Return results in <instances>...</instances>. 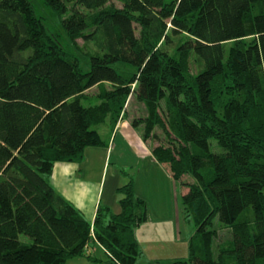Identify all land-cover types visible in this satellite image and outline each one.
I'll list each match as a JSON object with an SVG mask.
<instances>
[{
    "label": "trees",
    "instance_id": "16d2710c",
    "mask_svg": "<svg viewBox=\"0 0 264 264\" xmlns=\"http://www.w3.org/2000/svg\"><path fill=\"white\" fill-rule=\"evenodd\" d=\"M41 1L73 47L99 35L100 53L84 72L29 0H0V264H135V229L150 216L132 179L117 189L120 211L98 205L91 223L49 183L56 163L108 146L96 127L114 131L129 97L145 107L144 140L165 134L153 159L174 181L193 180L182 203L195 232L172 264H264V229L254 238L242 220L250 209L264 223V0ZM214 219L232 235L217 257Z\"/></svg>",
    "mask_w": 264,
    "mask_h": 264
},
{
    "label": "rangeland",
    "instance_id": "374dc122",
    "mask_svg": "<svg viewBox=\"0 0 264 264\" xmlns=\"http://www.w3.org/2000/svg\"><path fill=\"white\" fill-rule=\"evenodd\" d=\"M29 1L32 4L36 14L41 18L43 27L46 29V31L57 38L58 43L63 51H65L72 61L79 65L81 70L84 72L88 71V61L90 55L100 53V36L96 35L93 40L87 42L78 40L76 42V46L73 47L68 42L60 26V19L48 7H46L41 0ZM115 5L120 6L118 2L115 3ZM251 39L252 36L245 38L247 41ZM177 41V39H174L173 45L166 48L169 53L174 52ZM231 45L232 42L226 43V49L230 48ZM189 67L190 77H194L198 71L201 70L202 65L193 55H191L189 59ZM118 70L119 72L126 74H129L133 71L127 66H121ZM104 87L106 89L109 88L108 85H105ZM86 97L89 99L90 103H98V87L87 91ZM161 107L164 111V102L161 103ZM123 111L124 114L122 113V118L128 119L131 121V123L133 120H137L141 123L132 128L133 136L125 134L126 132H122V130H118V132L116 131V133L113 134L114 131H112L106 124L96 127L100 136H102V138H105L106 136V141L108 145L111 146V165H109L108 171L110 173L113 169L115 173L114 177L110 176V174L105 175L106 171L103 173V178L105 175L107 179L104 187V196H106L107 183L115 179V177L116 181L120 182V187L125 185L129 179H132L134 182V188L136 186L137 194H141V196L145 198L146 204L149 208V216L153 217L154 210L158 209L164 201L165 207L169 203L168 199L171 202V198H173L174 205H176L175 218L177 219V222H179L180 225H182L183 228H185L187 232L189 231L193 236L195 232V226L191 219V215L182 203V196L188 192L187 185L193 182L192 178L187 175L184 176L180 181L175 182V186L173 188L169 187L168 185L165 186V184L162 182V180H164L162 178V174L157 173L159 169L158 163L153 159L151 154V150L153 148L166 142L165 134L161 129L155 128L153 132H150V137L144 140V126L142 123L147 117V113L145 111L144 105L139 103L135 98L129 97L127 99ZM154 135L157 136V139L155 140L153 138ZM217 151L219 150L215 149V152ZM94 173L95 178L98 176V178L101 179L102 172L98 173V171H94ZM165 187H167V190ZM114 194L117 196L119 206V199L121 196L117 190ZM242 220L244 221L243 223L247 225L250 235L254 238L257 237L260 231L264 229V223L258 222L250 209L246 211ZM208 229L210 233L213 231L215 232V234L212 233L215 235V237L212 236L210 238L212 240L210 242L209 249L211 250L213 257H217L220 250H224L229 247V243L232 239L231 231L228 229V227L220 224L217 219L212 221L211 226ZM19 240L23 245H28L31 243V240L25 236H20Z\"/></svg>",
    "mask_w": 264,
    "mask_h": 264
},
{
    "label": "crops",
    "instance_id": "0c3cea01",
    "mask_svg": "<svg viewBox=\"0 0 264 264\" xmlns=\"http://www.w3.org/2000/svg\"><path fill=\"white\" fill-rule=\"evenodd\" d=\"M132 128L131 121L121 117L113 134L116 131L118 132V130H122V132H126L125 134L133 136ZM102 139L106 141V136ZM111 155L112 149L110 145L89 147L85 149L81 163H56L49 177V183L55 192L65 201L72 204L90 223L94 220L98 205L107 206L114 213L120 211L118 199L114 193H116L121 184L116 181V177L107 183L106 196H104V187L107 182L105 175L110 174L112 177L115 175L113 169L110 173L108 171L109 165H111ZM158 167L157 173L162 174L163 184L173 188L177 181H174L160 164H158ZM94 171L102 172L101 179L98 176L95 178ZM104 171L106 173L103 178ZM165 189L167 190V187ZM134 190L137 194L136 186ZM139 195L140 198L145 200L141 194ZM168 201V205L164 207V201L158 209L153 211L154 215L153 217L150 216L148 222L141 224L135 229V236L141 250V255L135 264H172L173 261L179 258H186L188 242L192 235L177 222L174 199L171 198V202L169 199ZM95 254L101 259L104 258L100 248L96 249ZM65 264L106 263L92 262L85 257H75L67 260Z\"/></svg>",
    "mask_w": 264,
    "mask_h": 264
}]
</instances>
